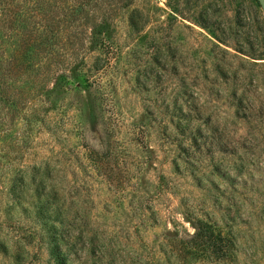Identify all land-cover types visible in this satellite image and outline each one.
<instances>
[{
	"label": "rangeland",
	"instance_id": "374dc122",
	"mask_svg": "<svg viewBox=\"0 0 264 264\" xmlns=\"http://www.w3.org/2000/svg\"><path fill=\"white\" fill-rule=\"evenodd\" d=\"M77 1L0 0V264H264L263 7Z\"/></svg>",
	"mask_w": 264,
	"mask_h": 264
},
{
	"label": "trees",
	"instance_id": "16d2710c",
	"mask_svg": "<svg viewBox=\"0 0 264 264\" xmlns=\"http://www.w3.org/2000/svg\"><path fill=\"white\" fill-rule=\"evenodd\" d=\"M132 0H79L77 1V4L75 5L74 9L71 11V13L69 14V17H73L70 20V23H74L76 24L77 21L79 20H83L86 15H87V11H89L90 9L93 8V10L95 9V11L97 9L103 8V4H108L110 6L109 10L110 12L116 10L119 7H126L129 6ZM95 3V4H94ZM60 14V13H56L53 16H49L47 17H43L41 20L44 21V27L47 30V28H50L49 30L52 32L54 29V21L56 16ZM62 20V19H61ZM59 20V21H61ZM40 23V21H39ZM42 25V24H40ZM82 25H85L82 23ZM74 36H76V32L72 33ZM35 35L38 39H40L42 41L43 44H47L50 48V56L49 54L47 55V60L48 63L52 64V60H51V56H54L56 53L55 51H53L55 45H56V39L59 37L56 33L54 34V32H52L50 34V36L48 37L47 34V38H43L42 36H40V33L37 34H33ZM44 39V40H43ZM74 41H77V36L73 38ZM72 39V40H73ZM25 43L30 45V39H24ZM67 40L69 41V38H67ZM53 41V42H52ZM80 42V41H79ZM15 62H8L7 66L10 67L8 69H5L1 72L0 74V80L1 77H5L4 79H8L9 81H12L13 78V74H15L16 72L22 73L24 71V66L25 69L27 68V65L25 64L24 61H17L15 59H12ZM4 64V63H3ZM61 77H64V75H61ZM6 83H0V102L4 103L5 105H8V109L10 110V112L12 113L11 115L15 116L17 115V113H19V109H23L22 105L24 103V101H26L27 99L25 98L24 100L22 99H16V98H10L8 97V92H7V87L5 86ZM194 228H195V232L194 234L190 237V240L192 242V246L194 245H198V243H204L206 241L207 238H209V236H211V230L209 229L208 225L203 224V221L198 220L197 223L194 224Z\"/></svg>",
	"mask_w": 264,
	"mask_h": 264
},
{
	"label": "water",
	"instance_id": "95a60500",
	"mask_svg": "<svg viewBox=\"0 0 264 264\" xmlns=\"http://www.w3.org/2000/svg\"><path fill=\"white\" fill-rule=\"evenodd\" d=\"M258 2L260 3L261 7H263V11H264V0H258Z\"/></svg>",
	"mask_w": 264,
	"mask_h": 264
}]
</instances>
